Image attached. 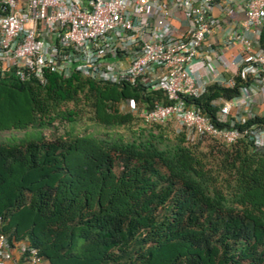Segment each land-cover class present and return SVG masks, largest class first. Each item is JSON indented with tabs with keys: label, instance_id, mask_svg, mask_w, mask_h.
I'll use <instances>...</instances> for the list:
<instances>
[{
	"label": "trees",
	"instance_id": "1",
	"mask_svg": "<svg viewBox=\"0 0 264 264\" xmlns=\"http://www.w3.org/2000/svg\"><path fill=\"white\" fill-rule=\"evenodd\" d=\"M44 79L0 74V132L40 131L0 143V235L9 250L22 243L45 264H264L263 154L244 141L209 140L217 159L208 166L199 141L169 138L170 123L144 124L119 109L127 99L140 109L164 103L160 92L76 73ZM236 94L215 83L193 103L212 119L210 101ZM86 115L103 129L146 128L74 134ZM58 126L60 135L44 137Z\"/></svg>",
	"mask_w": 264,
	"mask_h": 264
},
{
	"label": "built area",
	"instance_id": "2",
	"mask_svg": "<svg viewBox=\"0 0 264 264\" xmlns=\"http://www.w3.org/2000/svg\"><path fill=\"white\" fill-rule=\"evenodd\" d=\"M263 16L264 0H0V74L136 83L165 102L140 109L127 99L123 113L172 123L188 144L244 141L264 155ZM215 83L237 94L210 101V119L193 102ZM16 248L18 261L26 252L20 264H41L36 250ZM10 250L0 235V264Z\"/></svg>",
	"mask_w": 264,
	"mask_h": 264
},
{
	"label": "rangeland",
	"instance_id": "3",
	"mask_svg": "<svg viewBox=\"0 0 264 264\" xmlns=\"http://www.w3.org/2000/svg\"><path fill=\"white\" fill-rule=\"evenodd\" d=\"M85 116H82L80 120L73 126L74 134L76 135H88L92 137H103L105 135L107 136H116V135H123L125 137H128L130 135V130H135L137 127H144L146 128L142 123L138 121H134L133 125L131 126L130 130L125 128H107L103 129L96 124L89 121ZM170 126L168 127V137L171 138L175 134V126L170 123ZM58 131L53 132V130H44L42 131L43 135L47 139L53 138L52 135L57 136L60 135L64 131V127H57ZM68 129V127H65V130ZM174 134V135H173ZM40 136V131L38 130H27V131H2L0 132V143H6V144H12L16 142L17 140L24 138L25 140H35ZM198 149L201 153L205 155L207 158L208 166H215L217 159V154L215 150H211L210 146L214 145L215 143L210 142L209 140H203L199 141ZM194 145V144H193ZM218 145V144H217Z\"/></svg>",
	"mask_w": 264,
	"mask_h": 264
},
{
	"label": "crops",
	"instance_id": "4",
	"mask_svg": "<svg viewBox=\"0 0 264 264\" xmlns=\"http://www.w3.org/2000/svg\"><path fill=\"white\" fill-rule=\"evenodd\" d=\"M206 46H207V40H206ZM238 57H236V60H235V63H238ZM214 66L216 68H218V71L220 73V77L221 78H224V77H227L229 76V73L228 72H221L220 68L218 67V65L214 64ZM18 262V252H17V248H13L12 250H10V259L5 262L4 264H17ZM41 264H45L44 262H41Z\"/></svg>",
	"mask_w": 264,
	"mask_h": 264
}]
</instances>
